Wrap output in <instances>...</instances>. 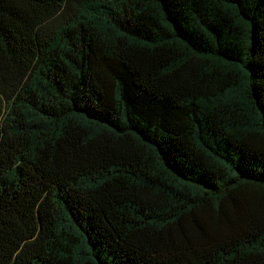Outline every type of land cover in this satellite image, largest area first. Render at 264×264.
I'll use <instances>...</instances> for the list:
<instances>
[{
    "label": "trees",
    "instance_id": "1",
    "mask_svg": "<svg viewBox=\"0 0 264 264\" xmlns=\"http://www.w3.org/2000/svg\"><path fill=\"white\" fill-rule=\"evenodd\" d=\"M0 264H264V0H0Z\"/></svg>",
    "mask_w": 264,
    "mask_h": 264
}]
</instances>
